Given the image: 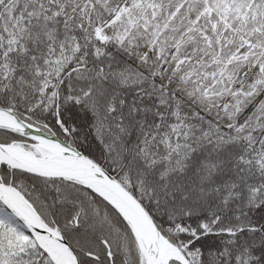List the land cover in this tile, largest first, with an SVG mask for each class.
<instances>
[{
  "label": "snow or ice",
  "instance_id": "obj_1",
  "mask_svg": "<svg viewBox=\"0 0 264 264\" xmlns=\"http://www.w3.org/2000/svg\"><path fill=\"white\" fill-rule=\"evenodd\" d=\"M0 264H264V0H0Z\"/></svg>",
  "mask_w": 264,
  "mask_h": 264
}]
</instances>
